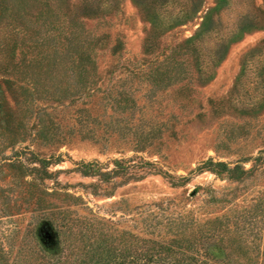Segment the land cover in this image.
Listing matches in <instances>:
<instances>
[{
  "label": "rangeland",
  "instance_id": "1",
  "mask_svg": "<svg viewBox=\"0 0 264 264\" xmlns=\"http://www.w3.org/2000/svg\"><path fill=\"white\" fill-rule=\"evenodd\" d=\"M92 242L264 264V0H0V264Z\"/></svg>",
  "mask_w": 264,
  "mask_h": 264
},
{
  "label": "trees",
  "instance_id": "2",
  "mask_svg": "<svg viewBox=\"0 0 264 264\" xmlns=\"http://www.w3.org/2000/svg\"><path fill=\"white\" fill-rule=\"evenodd\" d=\"M40 163L46 164V162L41 160ZM51 225L53 224L51 223ZM135 248V246H131V252L125 249L117 253L115 248L113 250L107 247L98 248L92 242L87 245V250L83 256L76 255L72 250L68 254L62 251V255L58 254L59 257L56 258L57 260L54 264H234L228 258L220 261L214 259L215 263H211L206 257L197 255L195 250L192 255L186 256L182 254V256L184 255L182 259L177 258V260L171 261L168 258L173 255L168 256L162 249L144 248L137 251L134 250ZM50 262L49 264H52V261Z\"/></svg>",
  "mask_w": 264,
  "mask_h": 264
}]
</instances>
